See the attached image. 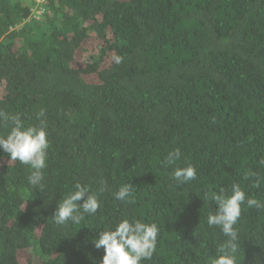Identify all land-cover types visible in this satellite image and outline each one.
Wrapping results in <instances>:
<instances>
[{"label":"trees","instance_id":"obj_1","mask_svg":"<svg viewBox=\"0 0 264 264\" xmlns=\"http://www.w3.org/2000/svg\"><path fill=\"white\" fill-rule=\"evenodd\" d=\"M41 109L43 195L0 150V264H99L92 238L124 217L159 227L142 264H210L226 237L201 194L239 183L264 203L245 178L264 174V0H0V111L32 124ZM176 148L197 170L187 184L164 163ZM77 182L104 188L100 207L58 227ZM126 183L128 204L115 199ZM237 227V264H264V207L242 205Z\"/></svg>","mask_w":264,"mask_h":264},{"label":"clouds","instance_id":"obj_2","mask_svg":"<svg viewBox=\"0 0 264 264\" xmlns=\"http://www.w3.org/2000/svg\"><path fill=\"white\" fill-rule=\"evenodd\" d=\"M114 59L117 64L121 62L120 56ZM44 116V110L41 109L36 114L38 123L26 124L19 112L13 114L0 111V124L7 128L6 134H0V150L8 154L10 161H18L28 167L27 184L33 192L38 189L41 195L48 189L44 169L47 167L50 147ZM181 157L180 149L176 148L168 152L164 163L175 167L172 180L176 184H187L196 179L197 170L191 164L181 166L179 163ZM259 166L264 168V159L259 161ZM245 178L251 180L255 187L264 184V174L259 171L248 172ZM103 191V187L93 191L86 184L75 183L72 189L57 201L54 213L50 217L52 223L67 228L70 223L80 224L86 216L95 215L100 207L99 196ZM201 196L204 200L210 199L217 205L214 211L209 210L207 213L208 227L219 228L226 237L210 264H237V253L240 248L237 224L242 205L261 208L264 207V203L249 198L239 183L231 185L230 194L221 191L211 196L207 193ZM115 199L125 204L132 203V183L120 186L115 191ZM159 231L155 222L147 223L136 217L120 219L114 227L103 230L92 238L93 246L96 249H103L104 252L99 264H142V261L153 256Z\"/></svg>","mask_w":264,"mask_h":264},{"label":"built area","instance_id":"obj_3","mask_svg":"<svg viewBox=\"0 0 264 264\" xmlns=\"http://www.w3.org/2000/svg\"><path fill=\"white\" fill-rule=\"evenodd\" d=\"M39 12H41V11H39Z\"/></svg>","mask_w":264,"mask_h":264}]
</instances>
